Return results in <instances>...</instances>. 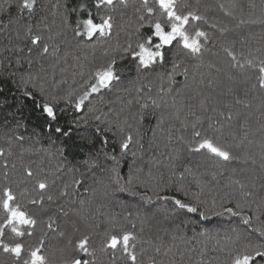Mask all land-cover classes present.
I'll return each mask as SVG.
<instances>
[{"label": "trees", "instance_id": "16d2710c", "mask_svg": "<svg viewBox=\"0 0 264 264\" xmlns=\"http://www.w3.org/2000/svg\"><path fill=\"white\" fill-rule=\"evenodd\" d=\"M20 2L0 0V188L10 184L17 194L28 189V197L18 199L39 223L35 235L24 237V242L35 243L47 233L42 253L50 264H63L71 256L96 264H132L122 249L100 251L103 233L113 225L136 233L137 240L131 243L137 264H231L245 244H264V89L257 83V69L231 67L224 52L230 47L241 64L264 59V0H180L181 10L186 5L203 17L188 26L189 31L199 27L209 34L203 55L192 56L174 43L164 49L163 64L139 71L122 50L148 34L147 27L136 32L141 14L147 26L143 0H113L111 9L101 10L113 18L111 36L103 42L77 37L73 31L88 12L99 22L94 0H36L31 13L19 10ZM153 3L149 0V6ZM28 25L33 34L55 37L59 51L52 54L50 48L48 54L39 55L25 38ZM174 53L180 67L169 81ZM113 57L120 80L90 95L77 111L80 86L94 68ZM41 85L49 100L74 93L54 103L55 120L38 106L44 99ZM208 117L214 125L212 134L219 135L215 130L221 129V143L238 159L223 161L210 158L204 150H189L191 123L200 118L201 130H206ZM129 134L132 141L122 152L120 145ZM25 167L50 182L42 209L26 202L39 198L34 180L17 183L25 180ZM112 168H117L123 182L129 174L136 177L131 186L124 184L131 191H120V185L109 180ZM157 182L172 189L162 194L191 203L198 211H179L163 219L158 210L170 209V202L141 199L152 195L149 187ZM141 183L147 187H140ZM65 185H69L67 194L60 196ZM177 188L183 191L178 193ZM49 194L54 196L52 202L46 199ZM194 196L207 205L197 203ZM221 198L232 201L226 207L235 209L236 201L244 204L241 215H215L212 202L219 204ZM76 213L87 217V224ZM246 216L251 217L248 224L243 222ZM49 217L64 236L47 228ZM88 225H98L96 233ZM85 234H91L89 251L95 256L74 250ZM13 261L0 253V264ZM250 264H264V258L254 257Z\"/></svg>", "mask_w": 264, "mask_h": 264}, {"label": "snow or ice", "instance_id": "6c2138e0", "mask_svg": "<svg viewBox=\"0 0 264 264\" xmlns=\"http://www.w3.org/2000/svg\"><path fill=\"white\" fill-rule=\"evenodd\" d=\"M5 2H7V0H5ZM121 2H123V0H121ZM35 3L36 0H21L19 3V10H27L31 13L34 11ZM112 5L113 0H94V6L99 16V22H96V17L93 16L92 12H88L86 19L77 22V26L73 30L74 35L77 37L82 36L89 41L95 39L98 42H103L110 38L113 30V18L111 15L101 14V10L104 8L111 9ZM0 7H2V5H0ZM221 7L223 8L224 6L221 5ZM142 8L147 13V26L143 23L146 17L141 14L139 16L140 25L136 28V32L139 34L141 28L147 27L148 34L146 36H140L136 40L135 44L129 42L122 50L124 55L131 56L132 60L137 63L138 71L141 69H148L157 62L163 64L165 61L164 49L168 46H172L174 43L179 46L181 51H185L192 56L203 55L204 45L208 42L209 34L199 27L194 28L192 31H189L188 28L191 21H200L203 19L197 11L189 9L186 5L184 6V10H181L180 0H154L153 6H149V0H143ZM244 22L245 21L243 19L240 20V23ZM213 27H215V25H213ZM25 38L30 40L31 45L38 49V54L41 56L48 54L50 48L52 49V54L59 51V45L53 43L55 37L48 36L45 38L42 34H33L31 25H28L25 29ZM34 48L30 47L29 52L31 53ZM224 52L227 57L230 58L231 67L244 69L247 65L248 67L257 69V83L259 88L264 89V59H259L258 61L255 59H248L244 64H241L237 60L236 54L230 47H224ZM105 54L107 53L105 52ZM124 55L121 56V59L124 58ZM176 55V53L173 54L172 73L168 74L169 81L173 80L174 74H177V69L180 67L179 62L175 58ZM29 63H31V61H29ZM116 63V59L113 57L99 64L88 74L87 79H85L84 83L80 86L81 94L76 97L75 108L77 111L81 110L82 105L89 99L92 93H98L101 89L110 88L114 81L120 80V77L117 75L114 68ZM187 71V68H185V75H187ZM25 83H27V81H25ZM253 87H256V85L254 84ZM137 91H139V88H137ZM228 91L231 92L232 89H228ZM39 93L44 99L43 103L38 106L41 107L47 117L52 120L56 119L53 107L54 103H58L59 100H68L74 95L73 92H69L67 95L62 97H56L53 95L51 100H49L47 98L49 94L43 85L40 86ZM24 94L26 96L32 95V93L29 92H25ZM149 99L151 98L149 97ZM152 102L154 104L156 103L155 100ZM236 103H241V101L237 100ZM141 107H146V105H141ZM212 111L216 112L217 109L213 108ZM222 114L223 113H221V115ZM96 119L99 120L100 117H96ZM207 119L209 121L208 127L203 131L201 130L203 120L197 118L191 123L190 127L192 129V138L186 142L189 150L196 153H200L204 150L210 158H219L223 161L238 159V157H233L230 150L221 143L223 136L221 129L215 130L220 133L219 135L212 134L214 128L212 118L208 117ZM229 119H231V116H229ZM185 127H189V125L185 124ZM56 131L60 132L61 129L57 128ZM65 135H67V133H65ZM17 139L22 138L17 137ZM131 141L132 136L129 134L120 145L122 152L129 147ZM0 155H3L2 149H0ZM112 159L115 160L116 158L112 157ZM110 171L111 175L109 176V180L117 185H120V191H131V189L125 187L124 184L126 183L131 186L136 179L134 175L129 174L127 181L123 182L117 168H112ZM185 171L190 173L191 169H185ZM24 173L25 180L17 182L18 185L25 183L26 180H34L33 190L37 191L39 196V198L27 199L26 202L30 205L39 206L42 209L45 202L44 193L47 192L50 182L46 177L41 178L38 174H35L29 167L24 168ZM4 175L5 179H7L8 173L5 172ZM74 183L79 185L81 184V181L75 180ZM98 183L103 182L98 181ZM139 186L147 187V185L143 183ZM68 187L69 185H65V189L61 191L59 195H66ZM106 189L107 185H105V190ZM171 190V188L157 182L149 187V191L152 195L144 194L141 196V199L150 203L155 198V200L162 202L164 205H167L170 202L173 207L170 209L163 207L158 210L159 214L165 220H167L171 214L179 211H187L190 213L198 211V208L191 203H187L176 196L162 194ZM181 191H183V189H176V192L178 193ZM28 194L27 188L22 189L17 194L13 191L10 184L0 188V253L14 258L13 264H20V262H22V264H50L48 257L42 253L47 233L41 235L35 243H26L23 240L24 237L31 238L35 235V229L39 223L37 218L30 214L26 210L25 206L19 202L18 197L27 198ZM131 194L139 195L137 192H132ZM184 195L188 196L189 194L184 191ZM244 195L248 196L251 195V193H245ZM193 198L197 201V203L204 204L205 206L207 205V202L201 201L199 196H194ZM46 199L47 201L52 202L54 200V196L49 194ZM81 203L83 204L84 202L81 201ZM229 203H232V201L227 198H221L219 204H217L214 199L211 210L215 215H222L224 213L232 216L241 215V210L245 207V205L240 201H236L234 209L232 207L225 206ZM217 208H219L220 211H217ZM64 215L67 216L68 213L65 212ZM76 215L80 216V213H76ZM204 217L205 213L201 212V218ZM80 219L87 224V217L80 216ZM250 220L251 217L246 216L243 218V222L245 224H248ZM54 224L55 221L49 217L47 228L53 232H57L59 236H64L65 233L63 231H58L57 228L53 227ZM88 226L91 227L93 233H96V230L99 227L98 225ZM132 227L135 228V224H133ZM90 238L91 234L83 235L82 238L78 239L75 243L74 250L83 252L90 256H95L94 251H89ZM135 240H137L136 233L123 227H120L117 230L116 225H113L112 230H107L103 233L100 251L103 252L106 249H112L114 251L118 248L122 249L128 259L132 261V264H137V257L132 250L134 249V244L131 243ZM68 243L71 245L72 241L69 240ZM250 248L251 251H249ZM261 248H264V244H257L254 246L245 244L242 250L232 256L231 264H250V262L254 261V257L264 258V251H261ZM157 251H159V249H157ZM253 252L254 256L252 254ZM63 264H96V261H89L71 256L66 258Z\"/></svg>", "mask_w": 264, "mask_h": 264}, {"label": "rangeland", "instance_id": "374dc122", "mask_svg": "<svg viewBox=\"0 0 264 264\" xmlns=\"http://www.w3.org/2000/svg\"><path fill=\"white\" fill-rule=\"evenodd\" d=\"M92 94H95V93H92ZM92 94H91V95H92ZM82 106H83V105H82ZM81 109H82V107H81ZM80 111H81V110H80Z\"/></svg>", "mask_w": 264, "mask_h": 264}]
</instances>
